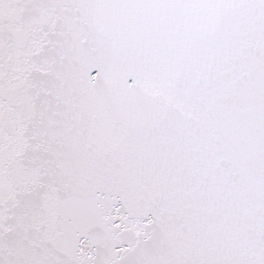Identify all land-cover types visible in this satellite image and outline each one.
Returning a JSON list of instances; mask_svg holds the SVG:
<instances>
[{"label":"snow or ice","instance_id":"snow-or-ice-1","mask_svg":"<svg viewBox=\"0 0 264 264\" xmlns=\"http://www.w3.org/2000/svg\"><path fill=\"white\" fill-rule=\"evenodd\" d=\"M0 264H264V0H0Z\"/></svg>","mask_w":264,"mask_h":264}]
</instances>
